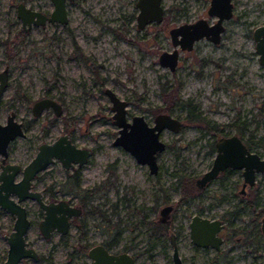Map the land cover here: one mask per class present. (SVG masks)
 I'll use <instances>...</instances> for the list:
<instances>
[{
    "label": "rangeland",
    "instance_id": "obj_1",
    "mask_svg": "<svg viewBox=\"0 0 264 264\" xmlns=\"http://www.w3.org/2000/svg\"><path fill=\"white\" fill-rule=\"evenodd\" d=\"M18 1L43 11L52 9L50 0H0V70L5 65L9 70L0 98V122H5L10 110L17 119L28 120L26 135L8 143V161L23 165L41 141L68 133L74 143L92 149L80 168V186H91L90 202L103 216L81 214L66 234L44 238L38 229L41 209L34 199L25 198L22 203L31 220L26 239L40 259L34 262L24 257L17 264H92L80 245L114 239L111 249L128 251L135 259L133 264H173L169 235L141 222L142 218L157 219L159 209L169 203L173 204L170 230L180 227L175 239L185 264H264V235H255L251 221L257 209L264 207V174L256 175L246 195L240 193L239 171L222 179L215 177L182 204L176 203L180 192L175 175L200 176L214 155L208 142L218 135L207 131L205 121L187 123L186 104L204 116L208 125L246 121L249 131L244 135L251 133L254 140L264 143V65L252 38L253 28L264 23V0H232L233 14L223 21L219 43L200 37L191 49L177 47L173 71L158 62L159 52L173 48L168 29L197 17L214 22L216 18L207 14L209 0H162L163 21L143 28L136 24L137 0H66V23L46 21L25 31L16 16ZM161 82L176 86L177 98L167 111ZM104 87L127 99L128 119L140 113L153 123L156 113L165 112L183 120L179 131L164 128L160 132L165 147L156 155L157 173L149 172L146 164L113 144L117 126ZM46 95L61 102L62 113L56 116L50 107L34 117L30 112L33 101ZM220 128L234 132L226 124ZM256 150L264 156L263 146ZM65 173V167L54 159L35 176V187L44 197L51 187L58 197L74 199ZM253 195L258 199L254 211L242 207ZM231 210H238L233 227L243 226L248 237H229L224 230L218 254L210 246L191 243L187 223L193 214L223 221ZM13 218L0 208V264L7 255L5 236L12 229ZM81 219L84 233L77 226ZM228 223L226 220L225 225Z\"/></svg>",
    "mask_w": 264,
    "mask_h": 264
},
{
    "label": "water",
    "instance_id": "obj_2",
    "mask_svg": "<svg viewBox=\"0 0 264 264\" xmlns=\"http://www.w3.org/2000/svg\"><path fill=\"white\" fill-rule=\"evenodd\" d=\"M53 5L48 13H44L38 8H32L24 1H18L16 5V16L19 17L21 27L25 31L32 25L45 24L49 22L66 23L68 14L66 12V0H50ZM137 27L143 28L150 22H162L164 8L162 0H137ZM232 0H209L207 14L216 18L214 22H209L205 17H197L194 21H186L176 24L168 29L173 48L159 52L158 62L164 67L173 71L177 66L178 48L191 49L194 42L204 37L214 43H219L220 34L224 30L223 21L229 19L233 13ZM252 38H254V48L258 53L261 65H264V23L253 28ZM8 84V70L5 65L0 70V98L3 90ZM104 92L109 98L112 110L111 118L113 124L117 126V134L113 144L121 145L129 151L136 162L144 163L148 166L149 172L157 173L158 163L156 155L165 147V141L160 138V132L164 128H170L174 132L180 130L182 121L178 117L165 112H158L153 116V123H149L143 114L136 113L127 118V99L120 98L110 87H104ZM52 108L57 115L61 113V103L53 97H39L33 101L32 112L36 115L42 108ZM15 113L11 110L5 122H0V208L8 211L13 218V225L9 234L6 235L8 248L4 264H17L24 257L31 258L34 262L40 259L39 252L29 245L26 239L27 229L31 224L28 217V210L22 201L25 198L35 199L39 208L43 210V215L39 221V231L44 238L51 236L53 231L58 230L61 234H66L69 230L71 216H76L81 212L77 205H71L66 199L47 201L42 197L40 190L32 188V179L35 174L45 169L52 163L54 158H58L62 165L73 166L76 162L83 165L92 155V149L88 146H79L72 142L66 133L58 135L51 142L42 141L39 143L34 156L22 167L14 162H6L8 154V143L15 137L23 134L22 124L14 118ZM216 152L211 165L200 176L196 177L195 184L198 188H203L205 183L215 178V176L225 169L241 168L244 184H252L257 172H264V157L257 151L250 150L237 134H230L221 137L216 142ZM21 173L20 179L15 176ZM173 204H165L158 211V220L163 221L169 218ZM260 229L264 233V215L260 217ZM191 242L194 245L207 247L212 246L218 250L221 247L222 237L218 231L223 223L218 217L210 218L199 213H195L188 221ZM170 244L172 246L173 264H185L179 256L178 246H176L175 235L172 230L168 232ZM88 257L93 264H133L135 259L128 251H109L101 242L94 243L88 248Z\"/></svg>",
    "mask_w": 264,
    "mask_h": 264
},
{
    "label": "flooded vegetation",
    "instance_id": "obj_3",
    "mask_svg": "<svg viewBox=\"0 0 264 264\" xmlns=\"http://www.w3.org/2000/svg\"><path fill=\"white\" fill-rule=\"evenodd\" d=\"M26 3V2H25ZM30 6V5H29ZM32 7V6H31ZM52 7H53V5H52ZM32 8H34L35 9V6L34 7H32ZM38 8V7H37ZM41 10V9H40ZM41 11H43V10H41ZM50 10H45V11H43L44 13L46 12V13H48ZM233 14V13H232ZM230 18V17H229ZM228 20V19H227ZM49 22V21H48ZM51 23V22H50ZM52 23H57V22H52ZM32 25V24H31ZM253 31V30H252ZM257 52V51H256ZM7 70H8V66H7ZM8 75H9V70H8ZM2 96V95H1ZM47 96V95H46ZM50 96V95H49ZM49 96H47V97H49ZM50 97H52V96H50ZM61 103V102H60ZM32 105H33V103H32ZM32 105H31V108H30V112L32 113V115L34 116V117H37V116H39V114L40 113H42L41 111L42 110H44V109H49V108H42L40 111H39V113L38 114H34L33 112H32ZM61 108H62V106H61ZM52 109V108H51ZM62 110V109H61ZM11 111V110H10ZM10 111H8L7 112V115L9 114V112ZM13 111V110H12ZM52 111H53V109H52ZM13 113H14V111H13ZM61 113H62V111H61ZM60 113V114H61ZM54 114L56 115V116H59V115H57L56 113H55V111H54ZM157 114V113H156ZM6 118H7V116H6ZM14 118L18 121H20L21 122V124H22V129H23V134L24 135H20V136H25L26 134H25V128H26V126L28 125V120H23V119H17V117H16V113H15V116H14ZM181 119V118H180ZM6 120V119H5ZM181 121H182V125H183V120L181 119ZM231 123H226V125H228V126H231L230 125ZM181 125V126H182ZM235 125L236 126H232L233 127V129H234V132L233 133H229V132H225V131H223L222 132V130H221V128H219L218 129V131H220V133H216V132H213V131H209L208 129H207V126L206 125H204L205 126V128L207 129V131L208 132H212V134L214 135V133H216V134H218V135H214L215 137H213L211 140H209V142H208V144L209 143H214V147H215V145H216V142H217V140H219L221 137H223V136H227V135H230V134H237V135H239L240 137H241V139H242V141L244 142V144L250 149V150H253V151H257L261 156H263L258 150H256L257 149V147L259 146V147H261V146H263L264 147V145H261V143H263L262 141H261V139H259V138H257L256 140H254L253 139V135L251 134V133H249V136H245L244 135V133L245 132H248L249 131V125L247 124V122L246 121H244V122H238V121H235ZM237 128L239 129V130H237ZM63 133H66V132H63ZM67 135H68V133H66ZM69 137V136H68ZM56 138V137H55ZM55 138H53V139H55ZM70 138V137H69ZM53 139H51V140H53ZM71 139V138H70ZM13 140V139H12ZM259 140H260V143H259ZM11 141V140H10ZM71 141H72V139H71ZM42 142V141H41ZM45 142H51V141H45ZM72 142H74V141H72ZM258 142V143H257ZM39 146V145H38ZM209 146V145H208ZM38 148V147H37ZM214 150V154H215V152H216V147L213 149ZM212 150V151H213ZM8 155V154H7ZM214 156V155H213ZM264 157V156H263ZM54 159H57L59 162H60V164L62 165V163H61V161L58 159V158H54ZM88 160V159H87ZM213 160V159H212ZM0 162H1V158H0ZM6 162H9L8 161V158L6 159ZM212 162V161H211ZM27 163V162H26ZM25 163V164H26ZM18 164V163H17ZM85 164V163H84ZM83 164V165H84ZM24 165V164H23ZM23 165H19L20 167H22ZM83 165H79V164H77L76 162H74L73 163V166H70V167H66L65 165H63L64 167H65V169H66V173H65V176H66V181H68V182H70V178L72 177V176H74V174H77V175H79V176H81L80 175V168L83 166ZM211 165V164H210ZM209 165V166H210ZM208 166V167H209ZM207 170V169H206ZM240 172V174H241V178H242V169L241 168H236V169H234V168H230V167H225V169L223 170V171H220L215 177L217 178H219V179H221V177L223 178L226 174H231V173H233V172ZM40 172V171H39ZM39 172H37L36 174H35V176L39 173ZM20 173V172H19ZM258 173H261V174H264V172H257L256 174H255V176H254V178L256 177V175L258 174ZM20 176H21V173H20ZM34 176V178L32 179V183H31V185H32V188H35V189H38V188H36L35 187V184H34V179L36 178ZM16 179V178H15ZM18 179H20V177H18L16 180H18ZM213 179H215V178H213ZM213 179H211L210 181H212ZM210 181H208L207 183H205V185H204V187L210 182ZM255 182H256V178H255V180H254V182L252 183V184H249L248 182L247 183H245L244 184V178H242V181H241V183H240V193H242L243 195H246L247 193H248V190L249 189H247V188H250V187H253L254 186V184H255ZM79 184H80V181H79ZM203 187V188H204ZM90 188H91V186H90ZM203 188H199V189H203ZM39 190V189H38ZM70 190V189H69ZM47 192H48V194H47V197H44V196H42L43 198H45L47 201H54V200H59V199H66L71 205H74V206H78V207H80L81 208V212L79 213V214H77L76 216H71V217H69L70 218V225L72 224V222L78 217V216H80L81 214H83V215H87V214H89V213H87L88 212V210H89V205L91 204V198H87L86 197V199H84L85 197L83 196V193L82 192H80L79 190H77V189H73V190H71L70 191V194L74 197V199H70V198H64V197H58L57 196V194L55 193V189L54 190H52V188L50 187V188H48V190H47ZM57 192V191H56ZM42 193V192H41ZM30 199V198H29ZM33 200V199H32ZM35 200V199H34ZM36 201V200H35ZM257 201H258V199H257V195H253V197H250V198H248L246 201H243L242 203H241V205L242 204H244V203H247V202H251V203H253V204H256L257 203ZM240 206V205H239ZM26 207V206H25ZM39 207V206H38ZM247 208H248V206H246ZM27 210V209H26ZM41 212H42V215H43V210L41 209ZM238 212V211H237ZM199 214H201V213H199ZM203 215V214H202ZM264 215V214H263ZM205 216V215H204ZM207 216V215H206ZM262 216V215H261ZM260 216V217H261ZM209 217V216H208ZM234 217V216H233ZM233 217H231V216H227L226 218H223V221H222V219H220V221L223 223V225H222V228L218 231V233L221 235V237H222V242H223V231L225 230V231H227L226 233H227V236H229V237H233V236H235V235H239L240 237H242V238H246V237H248L249 236V231H247L243 226H238V227H233L234 225H233V222H232V219H233ZM252 218H253V216H252ZM82 221H83V219H81ZM158 220V219H157ZM166 220H168V219H166ZM190 220V219H189ZM228 221V222H230V223H228V225L226 226L225 225V221ZM163 221H165V220H163ZM252 221V220H251ZM259 221H260V219H259ZM84 222V221H83ZM253 223H254V225H253V227H252V231L253 232H255V229L258 227L259 228V231H261V229H260V223H259V225L258 224H256L254 221H252ZM261 222V221H260ZM188 224V223H187ZM38 225H39V223H38ZM69 225V226H70ZM228 228H231V229H229V231H228ZM39 229V228H38ZM179 229H180V227L179 226H177V232H176V230H174L173 231V233H174V235L176 236V233H178V231H179ZM243 230V231H246L248 234H247V236H245L243 233H241V232H239V230ZM188 231H189V225H188ZM262 232V231H261ZM54 233H58V234H60V235H63V234H61L58 230H55V231H53V233L51 234V236L54 234ZM258 235V232H255V235ZM262 234L264 235V233L262 232ZM50 236V237H51ZM190 236V235H189ZM113 241H115V239L114 240H110L109 242H101L107 249H109V251L111 250V251H113V252H120V251H115V250H113V249H111V247H112V245H113ZM28 242V241H27ZM100 242V241H99ZM221 242V243H222ZM192 243V242H191ZM220 243V244H221ZM193 244V243H192ZM29 245H30V243H29ZM83 245V244H82ZM87 245V244H86ZM194 245V244H193ZM222 245V244H221ZM32 246V245H31ZM89 246L90 245H88V247H87V249H86V253H87V256H88V248H89ZM195 247L196 246H198V245H194ZM200 247H202V246H200ZM210 247H212V246H210ZM203 248H207V247H203ZM213 248V247H212ZM214 249V248H213ZM83 251V250H82ZM214 251H215V254H218V253H220L221 252V247H220V249H218V250H216V249H214ZM39 257H40V254H39ZM88 258H90V257H88ZM21 260V259H20ZM19 260V261H20ZM90 260H91V258H90ZM93 264V263H92Z\"/></svg>",
    "mask_w": 264,
    "mask_h": 264
},
{
    "label": "trees",
    "instance_id": "obj_4",
    "mask_svg": "<svg viewBox=\"0 0 264 264\" xmlns=\"http://www.w3.org/2000/svg\"><path fill=\"white\" fill-rule=\"evenodd\" d=\"M171 87V88H169ZM171 90V91H170ZM169 91V92H168ZM160 92L162 94V96L166 97L167 99V102H166V105L163 107L164 110H168V108L173 105L174 103V100H176L177 96L175 95V92H176V86H172V85H167L166 82H161L160 83ZM188 105V108H187V113H186V122L187 123H197V122H201V121H205L207 122L206 123V126H207V129L209 131H213V132H216V133H220V131H218V128H220V126H222L223 124H226V123H223V124H212V125H208V121L205 119L204 116H200V114L198 112L195 111V108L190 106L189 104H186ZM231 126H236L235 125V122L231 123L230 124ZM237 130H239L237 128ZM258 143V142H257ZM259 143H260V140H259ZM210 149L213 150L215 147H214V143H209L208 144ZM261 145H264V143H261ZM176 175V181L179 185V192H180V195H179V198L178 200L176 201V203L178 204H182L183 201H186L188 198L194 196L195 192H199L201 189H199L196 184H195V180H194V177H188L186 176L185 178H183V176L180 174V173H175ZM222 179V177H221ZM79 181H80V176L77 175V174H74V176H72L70 178V190H79L80 192L83 193V196L85 197L84 199H86V197L89 199V198H92V195L94 193V190H91V188H83L80 186L79 184ZM248 206L249 208H252V210L254 211V207H255V204L251 203V202H247V203H244L242 204V207H246ZM89 210L87 213L89 214H100L101 216H103V212L97 208L96 206H93L92 203L89 205ZM237 211L238 210H231L229 213H230V216L231 217H235L237 216ZM264 214V207H259V209H257L256 213L253 214V219L252 221H254L256 224L258 223L257 219L259 218V216L263 215ZM141 222H143L144 224H150V226L153 227L154 231H156L157 233L159 234H165L167 235L169 230L171 229L172 225L170 223L169 220H165V221H159L157 219H152V220H145L144 218L141 219ZM84 225L85 223L80 220V223L77 224L78 228L81 229V232L84 233ZM239 232L243 233L245 236H247V232L246 231H243V230H239ZM255 232H258V234H260L261 231H259V228L257 227L255 229ZM88 245L86 244H83V245H80V250H83L84 252H86V249H87Z\"/></svg>",
    "mask_w": 264,
    "mask_h": 264
}]
</instances>
